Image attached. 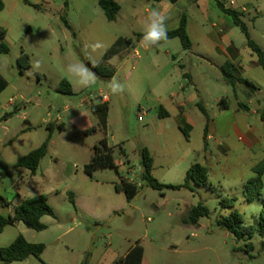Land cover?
I'll use <instances>...</instances> for the list:
<instances>
[{
	"label": "rangeland",
	"instance_id": "obj_1",
	"mask_svg": "<svg viewBox=\"0 0 264 264\" xmlns=\"http://www.w3.org/2000/svg\"><path fill=\"white\" fill-rule=\"evenodd\" d=\"M3 1L0 28L6 29L9 51L0 53V73L7 81L0 93V116L14 113L0 121V212L12 214L15 201L40 193L54 210V216H43L47 225L43 230L22 221L3 228L0 247L19 233L27 241L44 244L40 257L29 254L3 264H80L86 257L89 264H110L135 242L143 248L142 264H264V232L259 231L264 172L259 194L246 199L249 191L257 189L248 181L264 160V69L239 27L234 32L240 50L238 73L256 84L254 91L242 83L226 84L217 69H209L205 76L193 68V80L178 77L177 68L191 53L177 37L148 49L136 46L135 34L143 32L147 9L152 10L150 0H116L121 8L114 20L106 18L98 0ZM249 1L241 18L250 38L264 47V0H234L231 6L241 11ZM183 12L190 17L193 39L197 29L210 27L196 3L180 0L168 12V29L178 25ZM129 37L133 42L128 47ZM21 50L30 57V67L23 73L18 63ZM122 50L123 57L111 60L115 68L111 80L95 74L93 86L79 87L66 71L68 64L82 62L95 73L93 65L106 64V55ZM62 78L71 83L73 94L57 91ZM113 80L123 85L119 95L108 91ZM173 91L176 95L171 96ZM100 92L110 97L106 136L115 159L125 164L97 169L88 176L83 165L104 133L96 129L84 135L71 116L87 111L96 124L89 104ZM222 96L227 108L218 104ZM153 98L162 101L168 115L159 114L160 104ZM181 102L190 125L187 137L180 129ZM199 104L209 117V139L204 137L206 116ZM58 120L64 122L62 131L55 125ZM50 121L52 126L47 124ZM49 135L48 151L34 174L15 167L19 157ZM142 147L153 157L151 174L159 182L184 183L193 162L208 168L207 182L152 188L141 176ZM3 170L9 175L3 176ZM121 177L137 184L130 202L124 191L114 188ZM199 203L208 214L197 223L183 221ZM224 216L234 220L238 235L218 224Z\"/></svg>",
	"mask_w": 264,
	"mask_h": 264
},
{
	"label": "trees",
	"instance_id": "obj_2",
	"mask_svg": "<svg viewBox=\"0 0 264 264\" xmlns=\"http://www.w3.org/2000/svg\"><path fill=\"white\" fill-rule=\"evenodd\" d=\"M151 1H161V0H151ZM167 2H174L176 0H164ZM196 1V0H192ZM216 6L224 13L230 15L236 26L244 33L246 37V45L256 54L257 63L264 69V49L256 43L253 39L250 38L247 25L242 20V12L227 6L224 0H214ZM98 4L102 8L106 18L108 20H114L118 11L120 10V4L116 0H98ZM36 5V4H35ZM4 7V1L0 0V11ZM6 34L5 28H0V53H7L9 51L8 44L4 41ZM177 37L184 49H189L191 47V39L187 32V14L182 13L178 22V25L168 30V38ZM114 54V53H113ZM112 55V54H111ZM110 55L105 56V62ZM18 63L20 65V72L23 73L25 69L30 67V57L29 55L21 50V53L18 56ZM93 71L97 76L100 77H112L114 75V69L111 68L107 63H98L92 66ZM220 70L222 73L223 80L226 84L235 86L237 83H242L246 85L250 90H256L257 86L252 81L247 78L242 77L238 73V67L231 61H225L221 66ZM7 86V81L4 76L0 73V92ZM57 91L65 94H73V89L71 83L62 78L57 86ZM240 105L247 109V104L239 102ZM218 104L223 108L228 107V101L224 96H222ZM90 112L96 117V124L92 125L85 130V133L88 134L91 131L96 129L101 130L104 135L98 140L97 144L93 146V153L89 161L84 164V171L91 175L92 172L96 169L103 168H115L117 165L114 160L113 147L107 145L106 137V126H107V116L109 105L107 101L102 100L101 96H96L91 99V104L89 106ZM200 110L206 116V120L209 119L206 109L202 104H199ZM14 111L5 113L2 117L6 118L11 116ZM164 115L163 113H159ZM59 129H62L58 125ZM180 129L184 132L187 137V131L189 125L183 123ZM207 125L205 126L204 137L206 136ZM51 135H49L39 146L30 150L25 155H22L15 162V167H23L30 170L32 173H35L41 159L46 155L48 151V145ZM141 155V165H142V178L146 183L152 188L162 190L163 188H181L188 186L189 181L192 180L198 185H203L207 182L208 168L199 162H193L186 171L185 181L182 184H165L159 182L151 174L153 157L149 153V150L146 147L140 149ZM255 171L257 175L253 178H250L248 183H253L256 186V191L251 190L246 195L247 200H252L256 195L259 194L258 187L261 186V174L264 172V160H262L256 167ZM7 170H3L2 174L6 173ZM114 188L117 191H124L126 199L131 201L137 192V184L128 180L121 179L119 183L114 185ZM70 199L73 201V196L71 194ZM208 214V208L199 203L195 206H192L186 217L183 219L185 222L197 223V220L204 215ZM50 215L54 216V210L48 202V198L45 194H36L29 197L22 198L13 208L12 214L4 215L0 212V232L3 228L10 223L16 221H22L27 227L35 230H43L47 225L41 220L43 216ZM234 217L237 218L238 214L233 213ZM218 224L225 227L230 233L235 235L239 234V231L235 228L234 220L229 216H224L218 219ZM259 231L264 232V216L260 215L259 221ZM245 250L248 251L250 244H246ZM44 249V244L41 242H30L25 239V237L19 233L16 235L14 240L6 246L0 247V264L12 261V260H22L26 258L29 254H33L36 257H40ZM143 258V248L138 243L135 242L134 245L123 255L119 256L113 260L111 264H142ZM80 264H89L87 257L81 261Z\"/></svg>",
	"mask_w": 264,
	"mask_h": 264
},
{
	"label": "crops",
	"instance_id": "obj_3",
	"mask_svg": "<svg viewBox=\"0 0 264 264\" xmlns=\"http://www.w3.org/2000/svg\"><path fill=\"white\" fill-rule=\"evenodd\" d=\"M179 1L180 0H176L174 2H167V1H164V0L152 1L151 6H152V9L166 10L167 13H168L174 8V6ZM190 1L193 2V3H196L198 5V7L201 9V12H202V14L204 16V19L207 20V22H209L210 27H206V28L202 27V28L197 29L196 30L197 37L195 39H193L192 38L191 29H190V17H189V15L186 12H183V13L187 14V32H188V35H189V37L191 39L192 44H191V47L189 49H186V50L189 51V53H191L190 56H189V60L187 62H183V63L180 64V67L177 68V76L178 77H180V75L188 76V77H190L193 80V75L191 73L192 72L191 70L193 68H195L197 70L199 75L204 73L205 76H209L208 75V70L209 69H217V70H219L221 72L220 66L225 61L233 62L238 67V71H239V69H240V57H239L240 56V50L238 49V47L236 46V44L234 42L235 27H238V26L235 25L232 17L230 15H228L227 13L222 12L216 6L214 0H196V1L190 0ZM224 1H225L227 6H231V4H233V3H230V2H228L226 0H224ZM250 2L251 1H249L247 3H244V5H242V7H241L242 14H243L244 11H246L247 6H248V4ZM161 3H165V4H161ZM120 8H121V6H120ZM149 11H151V10L147 9V12H149ZM173 28H175V27H173ZM142 37H143V32H141V31H139L138 33L135 34L136 46L140 45V46H142L145 49H148L149 47H151V46H146L143 43ZM172 38L173 37L167 38L164 41H167V40L172 39ZM127 41H128V47H129L131 45V43L133 42L132 38L129 37L127 39ZM161 42H163V41H161ZM136 46L135 45L133 46L134 54L138 53V49H137ZM260 46L264 49V47L262 45H260ZM123 53H124L123 50L119 51V52H116V53L110 55L108 57V59L106 60V63L111 68H113L114 71H115V68H114V65H113L111 60L116 55H119L120 57H123ZM114 74H115V72H114ZM113 76L112 77H101V78H109L111 80L113 78ZM98 77H100V76H98ZM102 93H105V92H100L98 95L100 96ZM105 94H106V98L102 99V100L107 101L108 105H109L110 97L107 95V93H105ZM174 95H176V93L173 91L171 93V96H174ZM10 98L12 99L10 102H13L14 101V97H10ZM153 99H154L155 102L160 104V112L163 113L164 115H168V110H166V108L164 106H162V101H160L159 98H153ZM217 99H218V97H215V100H217ZM86 100H87L86 96L81 98L82 102H86ZM90 104H91V102H90ZM90 104H89V106H90ZM178 106L181 108V113H180L181 124L183 125V123H186V124L189 125V121L187 120V118H186V116L184 114V111H183L184 102L179 103ZM247 108H248V106H247ZM15 110H17V109H15ZM108 111H109V109H108ZM5 113H8V111L5 112ZM2 116H0V121L1 120L6 121V120H8L10 118V116H8L6 118H3ZM25 120H27V119H25ZM71 122L73 123L74 127L78 131H82L84 135H87L85 133V130L88 129L89 127H91L92 125H94V123L92 121V118H91L90 114L87 111L73 114L71 116ZM208 122H209V119L206 120V125H207V131L208 132L206 131L207 133H206L205 138H207V139H209L211 137V135L209 133V129H208ZM47 124H48V126H52L53 125V124H51V121L47 122ZM55 125H57V126L60 125L62 127V129H59V130H61V131L64 130V128H65L64 127V122L61 121V120H58L57 122H55ZM107 126H108V116H107ZM107 126H106V132H107ZM189 127H190V125H189ZM107 145L111 146V147L113 146V144H111L109 142L108 138H107ZM119 149H120V152H123L122 151V147H119ZM92 153H93V149H92ZM92 153H91V155H92ZM91 155H90V157H91ZM114 162H115V164L118 167L120 165H124L125 164L124 161L121 160V159H115ZM84 164H86V163H84ZM83 170H84V165H83ZM129 170L130 169H128V171ZM93 172H92V174H93ZM92 174L91 175L87 174V175L88 176H92ZM2 175L3 176H7V175H9V172L7 171L6 173H4ZM121 179L133 182L132 180L126 179L124 177H121L120 180ZM72 196H73V194H72ZM125 197H126V195H125ZM20 200L21 199H18L17 201L14 202L13 208ZM126 201L130 202L127 199H126ZM41 220H43V217H42ZM132 245H134V243L131 244L126 249L125 253L132 247ZM112 262H113V259H112ZM99 264H103V263H99Z\"/></svg>",
	"mask_w": 264,
	"mask_h": 264
},
{
	"label": "clouds",
	"instance_id": "obj_4",
	"mask_svg": "<svg viewBox=\"0 0 264 264\" xmlns=\"http://www.w3.org/2000/svg\"><path fill=\"white\" fill-rule=\"evenodd\" d=\"M169 15L166 10L152 9L143 21V43L146 46H156L168 38ZM66 71L73 82L79 87H91L96 82L93 73L84 63L75 62L66 66ZM108 91L112 95H119L123 91V85L119 80H113L108 85Z\"/></svg>",
	"mask_w": 264,
	"mask_h": 264
},
{
	"label": "built area",
	"instance_id": "obj_5",
	"mask_svg": "<svg viewBox=\"0 0 264 264\" xmlns=\"http://www.w3.org/2000/svg\"><path fill=\"white\" fill-rule=\"evenodd\" d=\"M229 2L230 3H233L234 0H229ZM100 96H101L102 99H105L106 98V94L105 93H102ZM9 100L11 101L12 99L10 98ZM139 119H141V116H139Z\"/></svg>",
	"mask_w": 264,
	"mask_h": 264
}]
</instances>
